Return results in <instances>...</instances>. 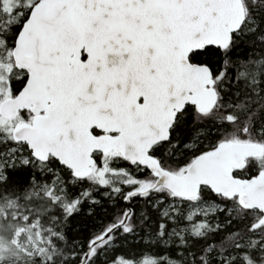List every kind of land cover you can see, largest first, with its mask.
I'll return each mask as SVG.
<instances>
[{
    "label": "snow or ice",
    "instance_id": "obj_1",
    "mask_svg": "<svg viewBox=\"0 0 264 264\" xmlns=\"http://www.w3.org/2000/svg\"><path fill=\"white\" fill-rule=\"evenodd\" d=\"M0 264H264V0H0Z\"/></svg>",
    "mask_w": 264,
    "mask_h": 264
},
{
    "label": "rangeland",
    "instance_id": "obj_2",
    "mask_svg": "<svg viewBox=\"0 0 264 264\" xmlns=\"http://www.w3.org/2000/svg\"><path fill=\"white\" fill-rule=\"evenodd\" d=\"M10 245L8 243V241L4 238H0V258H6L7 254L10 253L8 251H4V249L9 248Z\"/></svg>",
    "mask_w": 264,
    "mask_h": 264
},
{
    "label": "trees",
    "instance_id": "obj_3",
    "mask_svg": "<svg viewBox=\"0 0 264 264\" xmlns=\"http://www.w3.org/2000/svg\"><path fill=\"white\" fill-rule=\"evenodd\" d=\"M6 256H7V257H10V256H11V253H8Z\"/></svg>",
    "mask_w": 264,
    "mask_h": 264
}]
</instances>
